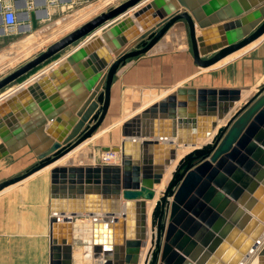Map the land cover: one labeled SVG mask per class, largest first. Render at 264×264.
Wrapping results in <instances>:
<instances>
[{"label": "water", "instance_id": "water-1", "mask_svg": "<svg viewBox=\"0 0 264 264\" xmlns=\"http://www.w3.org/2000/svg\"><path fill=\"white\" fill-rule=\"evenodd\" d=\"M145 1L125 0L101 12L0 75L2 91L75 46L56 69L0 103V161L25 147L36 157L22 174L0 182V193L49 169V264H72L73 219L82 215L93 219L92 264H141L144 251L147 264H242L253 256L264 264V85L255 91L178 87L153 103L167 90L127 89L122 140L118 147L101 148L118 154L119 164L55 165L101 127L118 70L150 52L170 30L186 35L200 69L264 37V0L244 11L233 6L230 14L228 8L210 13L215 0L140 5ZM29 17L34 28V15ZM6 61L0 55V66ZM60 73L64 79H57ZM49 81L59 96L42 93ZM140 93L146 103L132 109L128 102L138 106ZM243 94L244 102L231 107Z\"/></svg>", "mask_w": 264, "mask_h": 264}, {"label": "crops", "instance_id": "crops-1", "mask_svg": "<svg viewBox=\"0 0 264 264\" xmlns=\"http://www.w3.org/2000/svg\"><path fill=\"white\" fill-rule=\"evenodd\" d=\"M146 1L140 5H143ZM215 1L218 6L216 10L211 11L210 13H216L217 11H222L225 8H228L227 13L230 14L235 13V7H237L238 10L248 7L251 8L252 3L256 0ZM94 4L95 0H0L1 7L11 6L12 9L15 10L18 22L17 29L14 33L4 35L1 29L2 25L0 17V55H6L7 57V61L0 66V75L4 71L11 72L24 65L40 53L44 52L48 46L73 31L71 30L73 26L80 22L79 15L84 12L88 13L90 8L91 10L93 9ZM136 9L138 8H135L134 11ZM132 12L133 10H130L124 14V16H119L116 21L112 20L114 22L104 24L96 30L94 34L83 40L80 43V46H83L95 37H98L103 31L124 17L131 15ZM30 13L34 15V28L31 26L29 17ZM93 17L95 16L88 19H81L82 21L80 25H83ZM80 25L76 26V28ZM134 28L137 29L138 25L135 24ZM27 41H29L27 47L26 45L23 46L22 44ZM262 44H264V37L252 43L247 48H244L222 60L221 62L223 63L219 62L214 67L209 69H200L193 63L186 35H183L182 37L179 35L178 31L170 30V32L166 34V36H164V38L160 40L150 52L130 60L124 67L118 70L112 85L110 108L101 127L88 142L70 153L55 165H64L66 161L70 159L73 160L72 164L74 166L94 165L92 163L94 160L93 154L95 152L93 149L86 146L89 142H92V140L97 139L100 136L102 137V134L104 133L103 129L112 128V126L117 127V135H119L120 127L124 122V119L122 118V97L124 91L127 89L174 90L178 87L254 88L256 85V77L258 76L260 80L261 74H264V70H260L257 73L258 75H256L254 56L243 62V67L246 66L248 72L245 74V83L243 78V84L241 86H217L215 84L207 85L205 82L201 81L199 77L215 69L229 66L232 62L234 63V61L244 57L250 48L257 45L260 46ZM100 46L101 49L104 47V44H101ZM74 48L75 46L68 48L63 53L57 55L50 61L28 73L20 80L0 91V103L9 97L11 93L19 91L20 89H25L40 76L56 69L59 62L65 59V57L72 50H74ZM248 63H250L249 66ZM70 71L76 78L77 76L75 73L71 69L68 72ZM68 76L69 74H67V77ZM57 79H64L61 73L58 75ZM41 90L42 93L46 94V96L52 94H57V96H59L56 86L52 81L45 84ZM68 91L69 93L75 95V92L72 89ZM167 95H169V93L163 95L160 99L153 100L150 103L160 101ZM51 106L53 107L52 104ZM21 107L23 108V105ZM8 109L11 111L9 107ZM129 117L130 115L126 117V119ZM115 137L116 135L110 138L113 139ZM30 142L36 145L35 143L37 141L35 138L32 140L30 138ZM37 143L40 145L41 142L38 141ZM103 147L107 146H101L99 150L100 153L101 148ZM83 152L85 153L84 155H82ZM81 156L83 157V160L81 159ZM35 162L36 157L34 156L32 149L25 147L16 154L1 160L0 172L3 175H10L4 178V180H7L22 174ZM50 195L49 169L43 170L29 179L0 193V264H49V220L51 217ZM99 205H103L101 204V200ZM82 219L92 221V218L86 215L73 219L72 264H75L76 259H74V257L77 256L76 252H79V256L82 257L80 258L82 261L86 264H92L87 246L89 245V242L83 240V235H88V241H90V229L89 231L85 229V232H82L81 236L79 235L83 243H79L77 241L78 244H76V240L78 239L75 234V223H78V221H81ZM75 220H77V222H75ZM86 255L88 256L85 257Z\"/></svg>", "mask_w": 264, "mask_h": 264}, {"label": "rangeland", "instance_id": "rangeland-1", "mask_svg": "<svg viewBox=\"0 0 264 264\" xmlns=\"http://www.w3.org/2000/svg\"><path fill=\"white\" fill-rule=\"evenodd\" d=\"M102 1H104V0H95L94 5L101 3ZM123 1H125V0H120L118 2L112 3L111 6L109 5V7L104 8L101 12H104V11L118 5L119 3L123 2ZM101 12L96 11L94 16L99 15ZM80 23L81 22H78L75 26H73V28L71 30H74V28H76V26L80 25ZM2 39H5V38H2ZM253 56H254V62H255V67H256V75H258L257 73L260 70H264V44H262L260 46L257 45L255 47L250 48V50L247 52V54L244 57L234 61V63L232 62V64H229V66H224V68H218V69H215L209 73L203 74L201 77H199V79L201 81L205 82L207 85L208 84H215L217 86H222V85L223 86L224 85H232L235 87L241 86L243 84V78H244V83H245V78H246L245 74L248 72L246 66L243 67V62L246 61L247 59H249L250 57L252 58ZM221 63H223V62H221ZM249 65H250V63H248V66ZM255 82H256L255 87L250 88L249 89L250 91L257 89V88L261 87L262 85H264V74H261L260 80H259V77L257 76ZM172 92H173V89H168L162 95L159 94L158 97H156V99H160L161 97H163V95H166L168 93L170 94ZM137 99H139L140 102L137 103L138 106H136V107L133 104H131L130 102H128V104L130 105V107L132 109L133 108H139V107L142 108V106L146 103V102H141L143 99L141 93L137 96ZM135 112L137 113V112H139V110L135 111ZM123 121H125V119ZM103 131H104V133L102 134V137L100 136L101 138L99 137L97 139L92 140V142H89L86 146L88 148L93 149V151L95 152L93 154L94 155V158H93L94 159L93 160L94 165L95 164L101 165V163H100V156L101 155H100V151H99L101 146H107V147L118 146L120 141L122 140L121 127H120L119 135H117L118 134L117 127H114V126H112V128L110 127V128L103 129ZM114 134L116 135V137L111 139L110 137L115 136ZM84 154L85 153L83 152L82 155H84ZM87 155H88V153H87ZM81 159L83 160L82 156H81ZM80 163H82V162H80ZM8 176H10V175H8V174L3 175L0 172V181H3L4 178L8 177ZM75 222H77V220H75ZM87 222H89V221L82 219L81 221H78V223H75V225H76V228H75L76 233L75 234H76V238L78 239V240H76V244H78L77 241L79 243H83L80 236H81L82 232H85V229L88 230L89 227H87V225L89 223H87ZM76 254H77V256L74 257V259H76L75 264H86L84 261H82L80 259L82 257L79 256V252H76ZM87 263H88V261H87Z\"/></svg>", "mask_w": 264, "mask_h": 264}, {"label": "bare ground", "instance_id": "bare-ground-1", "mask_svg": "<svg viewBox=\"0 0 264 264\" xmlns=\"http://www.w3.org/2000/svg\"><path fill=\"white\" fill-rule=\"evenodd\" d=\"M118 1H120V0H104V1H102L101 3H98V4H96V5H94L95 7H93V9L91 10V8L89 9V12L88 13H81L80 15H79V18H80V22L82 21L81 19H88L89 17H92V16H94L95 15V13H96V11L97 12H101L104 8H106V7H109V5L111 6L112 5V3H115V2H118ZM29 43V41H27V42H24V44H22L23 46H25L26 45V47H27V44ZM3 71V70H2ZM1 72V71H0ZM252 90V89H251ZM253 91H255V89L253 90ZM247 95L248 94H243V95H241L240 96V100L238 101V102H236V100L235 99H233L232 101H230V105H232L231 107H237L238 105H240L242 102H244V100H245V98L247 97ZM10 97V96H9ZM8 98V97H7ZM6 98V99H7ZM85 144V143H84ZM83 146V145H82ZM78 149V148H77ZM188 149H190V147L188 148L187 147V150ZM72 153V152H71ZM111 154L112 153H110V152H107V153H100V155L103 157V156H111ZM178 154L179 155H182V152L181 151H178ZM68 156V155H67ZM101 157V158H102ZM58 163V162H57ZM56 163V164H57ZM68 163H73V160L72 159H70V160H68V161H66V163L64 164V165H67ZM93 164V163H92ZM169 176H170V171H169V173H167L165 176H164V179H163V181H162V186L159 188L160 189V191L162 190V188L165 186V184L167 183V181H168V179H169ZM93 220V219H92ZM85 222V221H84ZM91 224H92V221H89V224H88V231H89V229H90V231H91ZM84 236V237H83ZM82 237H83V240L84 241H87V242H89L88 241V239H89V237H88V235H83ZM91 237V236H90ZM91 239V238H90ZM88 246V245H87ZM88 255H86L85 257H87ZM147 260H148V257H147V251H144V253L142 254V261H141V264H147ZM242 264H256V258H255V256H253L252 258H250V259H248L247 261H245V262H243Z\"/></svg>", "mask_w": 264, "mask_h": 264}, {"label": "built area", "instance_id": "built-area-1", "mask_svg": "<svg viewBox=\"0 0 264 264\" xmlns=\"http://www.w3.org/2000/svg\"><path fill=\"white\" fill-rule=\"evenodd\" d=\"M0 12H1V29L4 35L12 34L16 31L18 22H17V15L15 10L12 9L11 6H3L0 5ZM107 153V152H106ZM111 156H100V163L101 165H118L119 164V155L113 152ZM105 154V153H104ZM102 157V158H101Z\"/></svg>", "mask_w": 264, "mask_h": 264}]
</instances>
